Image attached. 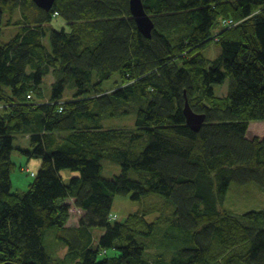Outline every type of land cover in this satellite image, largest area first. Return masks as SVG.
Masks as SVG:
<instances>
[{"label": "trees", "instance_id": "1", "mask_svg": "<svg viewBox=\"0 0 264 264\" xmlns=\"http://www.w3.org/2000/svg\"><path fill=\"white\" fill-rule=\"evenodd\" d=\"M129 1L56 0L45 12L0 0V264H264V210L222 209L232 183L264 190V137H248L264 122V0H145L151 38ZM17 10L22 32L3 43L4 15ZM54 17L67 28L51 32L48 51L43 29ZM212 44L220 54L209 60L201 52ZM186 101L206 116L198 132ZM133 114L134 128L106 125ZM18 133L31 148L22 153L41 160L23 194L12 192ZM104 161L122 174L104 179ZM63 170L78 176L65 183ZM130 195L160 196L158 213L165 204L172 213L115 221V198ZM67 201L85 214L76 228ZM52 229L67 247L62 261L46 251ZM154 241L163 251L151 257Z\"/></svg>", "mask_w": 264, "mask_h": 264}, {"label": "rangeland", "instance_id": "2", "mask_svg": "<svg viewBox=\"0 0 264 264\" xmlns=\"http://www.w3.org/2000/svg\"><path fill=\"white\" fill-rule=\"evenodd\" d=\"M22 19L20 11L6 12L3 20V32H2V42L9 43L14 37H16L20 32L23 25H15L19 20ZM63 28H67L65 20L61 17H54V19L49 23L44 25L45 37L43 43L48 50H51L50 45V34L53 30L61 31ZM206 59L214 60L220 54V47L216 44H212L207 49L201 52ZM120 82L118 75H115L112 80L105 82L103 90L106 93H111L116 84ZM48 80L45 81L43 88L47 92L49 100L51 99V94L49 93ZM71 86V82L68 84V87ZM216 95L219 97H224L228 93V82L225 85L214 86ZM66 98H72V92L70 89L66 91ZM65 98V99H66ZM136 123V114L129 115L126 117H119L114 120H109L106 122L107 127L111 128H134ZM26 133L15 134L14 139V151L12 152V161L15 165V169L12 173V192L23 194L26 193L29 189V186L35 181L33 177L34 171L36 168L32 166L33 163L31 158L22 153L23 151H30L27 140H24ZM248 137L253 139L254 137H264V122L252 123L249 128ZM40 160L39 158H35ZM122 174L121 166L117 163L111 161L103 162V172L102 177L104 179L110 180L114 179L116 176ZM35 175V174H34ZM63 180L65 183H70L71 179L77 177L76 172L70 170H63L61 172ZM157 196V195H156ZM147 197L141 201H133L130 196H117L114 200L112 215L115 217V221L120 223L125 222L131 214L144 215L146 212H154L148 216L150 222H153L159 214L164 212H170L168 215H171L172 209L170 206L165 204L167 210L163 212L157 211V208H160L164 205V200L160 196L156 197ZM71 207L70 210V220L68 223V228H76L79 226L81 220L84 218V212L75 208L73 201H67ZM222 209H227L235 215H243L250 211H261L264 210V190H261L256 184L252 183L249 185H239L232 183L230 186L229 192L227 194L225 206ZM94 234L96 238H100L103 231L100 229H95ZM59 232L57 229H52L48 232L45 241L46 251L49 255L53 256L56 259L64 260L67 254V247L64 242L58 239ZM156 241L153 242L151 249L148 251L149 256L154 257L162 253L163 249L160 248Z\"/></svg>", "mask_w": 264, "mask_h": 264}, {"label": "water", "instance_id": "3", "mask_svg": "<svg viewBox=\"0 0 264 264\" xmlns=\"http://www.w3.org/2000/svg\"><path fill=\"white\" fill-rule=\"evenodd\" d=\"M144 1L145 0H130L129 7L131 15L135 20L139 32L145 37L151 38V33L154 29V24L145 11ZM33 2L41 10L45 12H50L56 3V0H33ZM184 114L187 126L190 127L193 131L198 132L204 125L206 116L194 113L188 101H186L185 103ZM5 264L15 263L8 262Z\"/></svg>", "mask_w": 264, "mask_h": 264}, {"label": "crops", "instance_id": "4", "mask_svg": "<svg viewBox=\"0 0 264 264\" xmlns=\"http://www.w3.org/2000/svg\"><path fill=\"white\" fill-rule=\"evenodd\" d=\"M63 29H66V28H63ZM49 83H50V82H49ZM49 83H48V85H49ZM46 97L48 98L47 94H46ZM66 100H67V98H66ZM24 140H27V141L29 140L27 135H26V137L24 138ZM26 143L29 144V141L26 142ZM31 161H32V162L34 161L33 163H36V164H32V166H34V167L36 168V170L34 171V174L37 175L38 172H39V170H40V167H41V160H37V159H35V158H32Z\"/></svg>", "mask_w": 264, "mask_h": 264}, {"label": "built area", "instance_id": "5", "mask_svg": "<svg viewBox=\"0 0 264 264\" xmlns=\"http://www.w3.org/2000/svg\"><path fill=\"white\" fill-rule=\"evenodd\" d=\"M35 175L33 174V177H34Z\"/></svg>", "mask_w": 264, "mask_h": 264}, {"label": "bare ground", "instance_id": "6", "mask_svg": "<svg viewBox=\"0 0 264 264\" xmlns=\"http://www.w3.org/2000/svg\"><path fill=\"white\" fill-rule=\"evenodd\" d=\"M48 50V49H47ZM48 51H50V50H48Z\"/></svg>", "mask_w": 264, "mask_h": 264}, {"label": "clouds", "instance_id": "7", "mask_svg": "<svg viewBox=\"0 0 264 264\" xmlns=\"http://www.w3.org/2000/svg\"><path fill=\"white\" fill-rule=\"evenodd\" d=\"M35 176H36V175H35ZM35 176H34V177H35Z\"/></svg>", "mask_w": 264, "mask_h": 264}]
</instances>
